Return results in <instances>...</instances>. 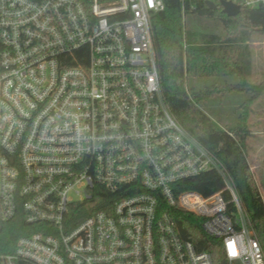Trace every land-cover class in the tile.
<instances>
[{
	"label": "built area",
	"instance_id": "built-area-1",
	"mask_svg": "<svg viewBox=\"0 0 264 264\" xmlns=\"http://www.w3.org/2000/svg\"><path fill=\"white\" fill-rule=\"evenodd\" d=\"M164 10L0 0V222L36 227L0 264H214L182 237L178 211L221 242V264H264L231 173L164 94L152 25ZM211 172L224 189L209 197L178 187Z\"/></svg>",
	"mask_w": 264,
	"mask_h": 264
},
{
	"label": "trees",
	"instance_id": "trees-1",
	"mask_svg": "<svg viewBox=\"0 0 264 264\" xmlns=\"http://www.w3.org/2000/svg\"><path fill=\"white\" fill-rule=\"evenodd\" d=\"M164 2L165 10L152 17L154 46L164 94L178 121L225 163L264 252V200L250 169L247 148L251 133L249 106L264 93V82L249 89L240 85H212L198 91L187 85L188 78H242L243 66L235 57L222 52L224 43L237 41L236 36L243 29L264 34V8L241 9L237 17L229 18L222 9H209L207 0H184L185 10L181 0ZM192 15L217 17L227 32L226 42L222 43L217 35L198 40L190 37L186 19ZM239 89L249 90L252 97L242 105L243 110L234 126L218 127L202 108L203 104L218 94ZM178 187L209 197L223 190L224 183L218 174L211 172L183 182ZM175 214L182 237L192 242L198 251L210 253L214 264H221L222 244L204 233L202 220L182 211ZM35 230L36 227L24 222L21 214L9 223L0 222V253L9 252L20 237Z\"/></svg>",
	"mask_w": 264,
	"mask_h": 264
},
{
	"label": "rangeland",
	"instance_id": "rangeland-1",
	"mask_svg": "<svg viewBox=\"0 0 264 264\" xmlns=\"http://www.w3.org/2000/svg\"><path fill=\"white\" fill-rule=\"evenodd\" d=\"M208 1V0H207ZM219 6L220 0H210ZM220 9V8H219ZM186 28L189 36L194 40L204 38V36L217 35L221 42L228 39L222 22L217 17H202L199 15L188 16ZM237 41L224 43L222 52L233 57L243 66L244 76L237 77H209V78H188L189 88L199 89L208 86H231L240 85L249 89L251 86L264 82V34L253 33L250 30H241L236 36ZM247 40V41H246ZM263 96V97H262ZM252 97L249 90H235L224 94H218L214 98L203 104L204 111L211 116L213 122L220 128H230L238 121L242 112V105ZM260 100V101H259ZM260 102L256 104V102ZM250 116V136L247 139V148L259 147L264 141V93L249 106ZM224 116L226 118H222ZM249 146V147H248ZM250 169L256 185L264 200V162L259 158L254 161L248 155ZM258 160V161H257ZM261 165V167H260Z\"/></svg>",
	"mask_w": 264,
	"mask_h": 264
},
{
	"label": "water",
	"instance_id": "water-1",
	"mask_svg": "<svg viewBox=\"0 0 264 264\" xmlns=\"http://www.w3.org/2000/svg\"><path fill=\"white\" fill-rule=\"evenodd\" d=\"M206 6L211 10H217L219 8L222 9L223 14L229 18L237 17L241 13V8L238 5L226 0H221L219 6L216 3L208 0L206 2Z\"/></svg>",
	"mask_w": 264,
	"mask_h": 264
},
{
	"label": "crops",
	"instance_id": "crops-1",
	"mask_svg": "<svg viewBox=\"0 0 264 264\" xmlns=\"http://www.w3.org/2000/svg\"><path fill=\"white\" fill-rule=\"evenodd\" d=\"M263 97V96H262ZM260 101V100H259ZM256 102V104H258V103H260V102ZM222 118H226V117H224V116H221ZM236 124V123H235ZM234 124V125H235ZM233 125V126H234ZM249 147V146H248ZM248 155H249V157H250V159H254V161L256 160V159H258L259 160V158L264 162V141H261V143L259 144V147H257L256 149H255V147L253 148V147H251L250 148V153H249V148H248ZM257 160V161H258ZM249 161V160H248ZM260 167H261V165H260Z\"/></svg>",
	"mask_w": 264,
	"mask_h": 264
}]
</instances>
